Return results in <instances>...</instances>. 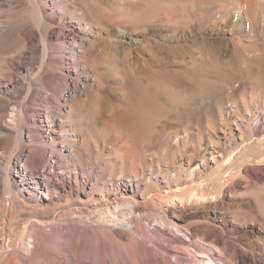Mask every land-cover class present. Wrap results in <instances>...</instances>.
<instances>
[{"label":"bare ground","instance_id":"bare-ground-1","mask_svg":"<svg viewBox=\"0 0 264 264\" xmlns=\"http://www.w3.org/2000/svg\"><path fill=\"white\" fill-rule=\"evenodd\" d=\"M0 29V44H20L0 62V242L17 226L15 212L29 208L38 217L29 213L18 234V245L37 253L27 264H95V254L98 264H166L147 245L166 241L165 232L138 217L160 216L166 230L183 233L173 217L200 213L240 233L253 252L241 251L240 264H264V209L256 197H236L243 181L223 188L224 198L191 190L211 163L223 169L243 159L263 170L264 0H0ZM139 83L157 93L156 125L141 152L137 119L150 116L151 99L135 95ZM128 115L140 133L135 144L116 131ZM101 130L109 135L104 157ZM252 138L262 152L250 158ZM226 197L253 218L222 211ZM45 216L57 217L49 230ZM205 228H189V246L172 243L217 264L203 246Z\"/></svg>","mask_w":264,"mask_h":264},{"label":"rangeland","instance_id":"rangeland-1","mask_svg":"<svg viewBox=\"0 0 264 264\" xmlns=\"http://www.w3.org/2000/svg\"><path fill=\"white\" fill-rule=\"evenodd\" d=\"M0 31H1V29H0ZM4 39H5V37L3 38V40ZM7 41L2 43V44H0V62L2 60L4 61V60L10 59L12 57L11 54H13L12 52H14V50L16 51L18 49V46L20 45L16 41H15V43H7ZM136 87L137 88L134 89V90H136V92H134L136 96L142 97V96L145 95L147 98L151 99V102L146 104V106L149 107V109L148 108L147 109L151 113L150 116H148V114L145 116L146 117V121H144L145 122L144 123L143 121H140V120H142V118H139L140 115L138 114L139 116H137V117L139 119H137V122H138L139 128L137 127L138 125H136L137 122H134V121H136V119H134V121L132 119V123H131V121H129V118L130 119L132 117L136 118V115L134 113H131V114H133L132 117L130 116L131 114L128 115L127 116L128 119L126 117V119L128 121L126 119L123 120V121H127L128 123H126V122H124L123 124L121 122H115V123H117L116 131L119 132L124 139H127L129 141H133V139L135 137H137V135H140V133H137V132H139V131L141 132L140 137L139 136H138L139 138L137 137V140L140 139V140H138L139 142L136 140L138 142V144L135 141L136 142V150H137V152H138V150H139V152H141L142 145L149 139V137H150L149 134L152 132V130L154 129V127L156 125L155 117L153 119L154 121L153 120L151 121V119H152V116H155L154 114L157 111V107L155 105L156 104V100H157V93L153 92V91H151L149 89H145L144 87H142L140 85V83ZM133 98L136 99L135 96ZM136 114H137V112H136ZM7 119H9V118H7ZM125 123H126V125H125ZM130 123H131L132 127L129 126ZM139 123L140 124H145V125H141V127H140ZM120 124H122V125H120ZM142 126H145V127H142ZM135 127H137V129L139 131L135 130ZM141 128H142V130L145 128L143 130V132H142ZM133 129L135 130V132H134ZM130 130H131V132H130ZM132 132H134V133H132ZM100 133H101V135H99V136H100L101 140L104 142V138L106 139V148L104 150H102V157H104L108 153L107 147L110 146V144L107 141L109 135L107 134L106 130L105 131L101 130ZM144 133H146V135ZM143 134H144V136H143ZM94 136L95 135H92V137H94ZM145 136H147L148 138H146ZM163 140H164V137H162V136L158 137L157 136L152 141L154 143V145H153L154 150H155L154 154L156 156L157 161H159V162H160L161 153H162L161 149L163 148ZM252 141H253V138L249 139L248 142H247V143H249V146L247 147V153H248V157L250 156V158H253V156H258L262 152L260 150V148H262V146L260 144L253 145ZM135 142H134V144H135ZM239 142H238V144H239L238 146L240 148H242L245 144H247L246 142H244V143L241 142V141H239ZM0 156H1V154H0ZM162 164H163V161L161 160L160 165L162 166ZM257 167L258 166H256V165L253 166V165H249L248 163L244 164L243 159L239 160V162L234 163L232 166H228V167L226 166L223 169H219L218 165H216L214 163H211L209 169L207 171H205V172L203 171L200 174V179L199 180L201 181L202 185H199V184L196 183L191 188V190L194 189L192 194L193 195L197 194L199 197L203 196V194H205V195H210L211 194V196H212L211 198L212 199L220 198V196H221L220 193H221L223 188L227 190V189L233 187V185L238 184V182L243 181V183L241 185V188L239 187L240 189L238 190L236 197L239 198V199L242 198V199H247V200H249V199L252 200L253 197H256L258 199V201H259V204L261 205V208L264 209V165L262 166L263 167L262 171H260ZM12 172H13V174L15 173L14 171H12ZM244 174L245 175L247 174L246 175L247 176V180L243 179L242 176ZM199 180H197V181H199ZM206 181H207V183H206ZM149 184H150L149 188L151 190V193H154L155 195L159 194L158 192L161 190V187H160L161 184L160 183H156L154 181L152 183H149ZM33 192H36V190L33 189ZM190 192H191L190 190L187 191V193L185 195L190 194ZM38 194H39V197L43 198V199H46L48 197V195L46 194L45 191L39 192ZM27 195H28V193L23 192L20 198H23L29 204H32L27 199V197H28ZM221 197H223V195ZM227 198L228 197L225 198V203L226 204L221 209L222 211L231 212V216L232 217L233 216L243 215V216L247 217L246 219L253 218V212L251 214L250 213L251 211L249 212L248 209H244L242 211L237 206L228 205L227 204V201H228ZM176 200H175V202H176ZM157 201H158V199H154L153 203L157 204L159 202V201L158 202ZM21 205L22 204L20 202H17L15 204V207L12 210L16 211V209L21 207ZM16 206H18V207L16 208ZM31 210L32 209L28 208V209L24 210V212L21 213V214L19 212H15V215L18 216V217L15 216V219H18V220H15L14 223L17 226H14L11 231L7 230V233H6V236H5V240L0 242V245H1V247H0V264H2V263L4 264V262H5V261L4 262L1 261L3 259V257H4L5 260H8V262H10V263L14 262V264H15V262H19L20 261L21 263L19 262V264H25L27 262L25 259H28L31 255H36L37 256L36 252H35V254L31 253L32 249H33L32 247L29 248V250H31V251L27 252V251H24L22 249L23 248L22 245L19 244L21 247L18 245V242H19V239H18L19 235L18 234H20V232H19L20 229L19 228L21 227L23 222L26 219L30 218L31 215H32L31 217L33 219H30V220H35L34 216H36V212L33 211V210L31 211ZM208 211L212 213L211 210H208ZM24 213L27 214V215H24ZM29 213H30V216L28 215ZM25 216L26 217L28 216V217L26 218ZM36 217H38V216H36ZM21 218H25V219L21 220ZM43 218H44L45 222L47 223L46 228L48 230L51 228L52 223L57 221V217H46L45 216ZM138 218L143 223H145L147 226H148V224H150V226H148L149 228L159 227V228H161V230H163L165 232V233H163V236L165 238H167L166 241H164V242L158 241L159 242L158 243L155 240L156 238H153L155 243L153 241H149V242H147L148 243L147 245H149L150 247H152L154 245L153 246L154 248L163 251L165 253L166 257H167L166 258L167 259L166 260V264L167 263L168 264H170V263L171 264H203V260L205 259V257L199 256V255H194V256L190 255L187 251H185L182 248V246L180 244L172 243L175 240H178V241H181V242H184V243L186 242L187 246H189L190 242L187 241V236L190 235L189 228L192 225H194V224L206 225V228L208 230L205 228V233H203L202 235H203V237L206 236V241L208 240L207 241L208 243L206 242V244H203V246H205L212 253L211 254L212 259L217 264H238V263L240 264V259H241L240 253H241V251L244 252L245 254H248L249 252L253 253L252 251L248 250V248H247V246L245 244H243L241 242L242 239H240L238 237V236H240V233H238L237 231H230V232L227 231V228H226V224L227 223L225 221H221L219 218L213 219L212 218V214H211L210 217L209 216L208 217H204V216H202V214L199 213L197 216L192 217V218H187L185 220H179L178 218L173 217V219H172V220H174L173 222H176L179 225V227H181V229L184 231L183 232L184 234L175 232L174 227L172 225L170 226V228H168L166 230L167 227L165 225H163L162 223L156 221L157 219L160 218V216H158V217L152 216L150 219H148V218L143 219L142 217H141L142 219L140 217H138ZM88 220H91V219H88ZM135 220H137V219H134V221L132 222L133 223L132 225H134ZM20 222H21V224H20ZM207 225H209V226H207ZM214 229H215V231H214ZM7 234L8 235L11 234V235L8 236ZM223 235L225 236L226 240L228 239L227 241H228L229 244H225L223 241L218 240L219 239L218 237L223 236ZM128 236L120 237V240L122 242H129L130 236L129 237ZM183 237L186 238V239H183ZM10 239H11L12 242H9ZM12 239H16V240H12ZM162 243H164V245H162ZM168 244H170V245H168ZM219 248H222V250H220ZM24 252H26L27 255L24 254ZM96 253H98V252H96ZM22 254L27 256V258L24 257V256H23L24 257L23 259L21 258L24 262L21 261V259H20ZM95 255H96L95 264H98L97 263L98 254H95ZM5 256H8V257H5ZM36 256H31V257L34 258ZM9 258H10V260H9ZM16 264H18V263H16ZM46 264H48V263L46 262Z\"/></svg>","mask_w":264,"mask_h":264}]
</instances>
